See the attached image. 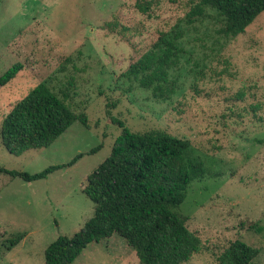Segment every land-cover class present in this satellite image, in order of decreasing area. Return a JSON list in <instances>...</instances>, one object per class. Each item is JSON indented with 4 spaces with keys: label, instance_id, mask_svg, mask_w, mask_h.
Listing matches in <instances>:
<instances>
[{
    "label": "rangeland",
    "instance_id": "374dc122",
    "mask_svg": "<svg viewBox=\"0 0 264 264\" xmlns=\"http://www.w3.org/2000/svg\"><path fill=\"white\" fill-rule=\"evenodd\" d=\"M224 25L198 0H0V76L23 65L0 85V122L39 82L88 117L87 127L74 121L46 147L17 155L0 141V264H45L44 248L92 215L83 190L119 136L113 119L189 139L209 170L175 208L201 241L180 264H223L218 255L235 239L259 248L253 263L264 264V11L237 34L226 35ZM173 29L182 32L181 51L163 69L165 97H153L122 73ZM50 165L63 166L32 181L3 171ZM17 231L25 235L6 249ZM124 243L118 234L90 243L71 264H141Z\"/></svg>",
    "mask_w": 264,
    "mask_h": 264
},
{
    "label": "trees",
    "instance_id": "16d2710c",
    "mask_svg": "<svg viewBox=\"0 0 264 264\" xmlns=\"http://www.w3.org/2000/svg\"><path fill=\"white\" fill-rule=\"evenodd\" d=\"M198 4L215 8L225 20L226 35L242 32L264 11V0H198ZM104 26L124 33V27L117 28L116 22H106ZM181 36L180 29L160 31L153 43L154 53L130 63L122 76L136 78L140 86L151 90L153 97H165L169 80L163 69L181 51L176 44ZM22 67L20 62L9 66L0 76V85L11 80ZM67 98V94L58 95L44 82L30 88L28 95L14 103L0 122V141L6 150L17 155L25 149L46 147L74 121L87 127V114L75 113ZM113 123L120 127L119 136L109 155L89 174L83 190L94 204L93 213L71 236L60 235L44 248L45 264H71L88 244L113 234L124 239L141 264H180L201 242L186 226L187 216L175 211L189 184L209 174L204 161L191 155L190 140L163 128L133 130L121 119H113ZM62 166L50 165L34 173L3 171L32 181L45 178ZM248 228L257 232L262 229L256 223ZM24 235V231L13 233L6 249ZM259 252V248L235 239L218 255V260L223 264H254Z\"/></svg>",
    "mask_w": 264,
    "mask_h": 264
}]
</instances>
